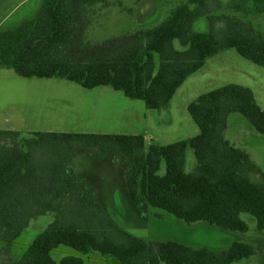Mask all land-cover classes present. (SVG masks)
<instances>
[{
	"label": "trees",
	"instance_id": "trees-1",
	"mask_svg": "<svg viewBox=\"0 0 264 264\" xmlns=\"http://www.w3.org/2000/svg\"><path fill=\"white\" fill-rule=\"evenodd\" d=\"M101 1L44 0L36 19L0 32V66L26 78H65L87 89L110 86L143 100L149 110L168 107L185 80L226 49L264 67V34L250 22L211 15L209 31L194 30L216 0H188L153 27L91 43L85 39L86 9ZM228 6L246 15L264 13V0H230ZM220 20L223 27L217 26ZM188 111L200 132L167 145L136 134L0 129V241L7 242L8 250L30 219L56 211L57 201L88 213L78 224L67 219L68 211L37 235L19 260L0 264H56L52 251L60 245L82 253L99 251L121 264H233L253 255L255 248L245 242H234L223 252L172 240L148 243L117 228L95 203L89 183L72 177L74 157L113 156L125 168L137 206L144 196L152 207L188 223L207 221L242 232L249 226L241 214L249 213L257 229L264 230V174L244 149L225 138L233 112L264 135V109L253 90L230 83L200 95ZM189 147L197 159L191 173L185 171ZM258 175L261 180H254ZM61 264L84 260L67 256Z\"/></svg>",
	"mask_w": 264,
	"mask_h": 264
},
{
	"label": "rangeland",
	"instance_id": "rangeland-1",
	"mask_svg": "<svg viewBox=\"0 0 264 264\" xmlns=\"http://www.w3.org/2000/svg\"><path fill=\"white\" fill-rule=\"evenodd\" d=\"M186 1L102 0L86 9L89 25L85 39L103 43L153 27ZM218 2L223 5L219 6ZM229 2L213 1L209 13L194 23V30L207 32L210 30L208 16L227 15L250 22L264 34V13L246 15L228 6ZM43 3L44 0H0V32L17 29L22 23L36 19ZM217 26L223 27L224 22L220 20ZM175 45L182 49L179 41ZM230 83L250 87L264 109V67L244 58L233 48L208 59L200 71L190 75L177 89L170 105L161 110H149L143 100L129 98L110 86L87 89L65 78H26L13 69L0 66V126L11 123L16 127L56 132L66 129L109 134L136 132V135H144L148 142L167 145L197 135L200 129L188 105L200 95ZM225 138L235 147L244 149L264 174V135L244 115L229 114ZM70 165L75 180L89 183L95 203H101L98 206L103 215L132 236L148 243L172 240L214 252H223L234 242H245L255 248V253L233 264H264V230L257 229L253 215L241 214L249 226L246 232L225 229L207 221L188 223L168 211L152 207L144 196H141V204L135 205L127 187L125 168L115 162L113 156H76ZM165 168L163 162L161 174L165 173ZM196 168L197 159L193 148L189 147L185 171L191 173ZM253 179L259 181L261 176ZM86 189L85 186L83 190ZM67 212V219L78 224L88 215L87 211L69 209L66 200L57 201L56 211L30 219L28 226L12 242L11 249L8 250L6 241H0V263L19 260L36 236ZM52 256L56 264H61V259L67 256L80 257L84 264H121L99 251L82 253L66 245L53 249Z\"/></svg>",
	"mask_w": 264,
	"mask_h": 264
},
{
	"label": "crops",
	"instance_id": "crops-1",
	"mask_svg": "<svg viewBox=\"0 0 264 264\" xmlns=\"http://www.w3.org/2000/svg\"><path fill=\"white\" fill-rule=\"evenodd\" d=\"M0 129H11V130H18V131H21L23 133H27V132H32V131H43V130H39V129H36V128H33V127H16L14 126L13 124L11 125V123H9L8 125L6 126H0ZM63 132H70L68 129L66 130H62ZM85 132V131H83ZM134 132V131H133ZM117 134H121V133H117ZM131 134H137L136 132L134 133H131ZM97 200V199H96ZM97 204H101V203H97Z\"/></svg>",
	"mask_w": 264,
	"mask_h": 264
}]
</instances>
